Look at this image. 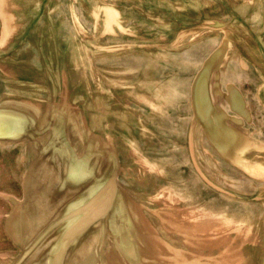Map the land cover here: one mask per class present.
Listing matches in <instances>:
<instances>
[{
  "label": "water",
  "instance_id": "water-1",
  "mask_svg": "<svg viewBox=\"0 0 264 264\" xmlns=\"http://www.w3.org/2000/svg\"><path fill=\"white\" fill-rule=\"evenodd\" d=\"M0 180L4 264H264V0H0Z\"/></svg>",
  "mask_w": 264,
  "mask_h": 264
},
{
  "label": "rangeland",
  "instance_id": "rangeland-1",
  "mask_svg": "<svg viewBox=\"0 0 264 264\" xmlns=\"http://www.w3.org/2000/svg\"><path fill=\"white\" fill-rule=\"evenodd\" d=\"M66 14H71L70 9L64 10V15H66ZM141 28H142V26L140 27V29ZM117 58L118 57L113 56V58L111 60L107 61V64L121 63L122 62L121 60H119L117 62V60H116ZM123 58H126L125 60H128V62H133L135 60H141V59H145V60L147 59L144 57L140 58V55H136V56L127 55V56H124ZM150 58H151L149 61L150 66H148V67L141 66V67L144 68V74H146V76H150L151 78H157L156 75L163 74V71H162L163 70L162 68L164 67L163 63L167 64V62H169L170 59H168V58H157V57H150ZM103 62H104L103 59L99 60L98 65H102ZM150 62H152L153 65H151ZM170 63H171V68H173L172 66H177V67L180 66V64L177 61H170ZM124 64H128V63H124ZM167 66H169V65H167ZM114 83H116V81H114ZM128 95H130V94L127 92L126 97H128ZM139 106H137L136 109L139 110ZM133 108H135V106H133ZM139 113H142V111L139 110ZM145 114L147 115V117L144 119L148 122H151L152 117L156 115V114L151 113L150 111H149V113H145ZM218 205L223 206V201H220L218 203ZM2 208H5L4 204L3 205L0 204V211H2ZM231 210L235 211V213H232L231 215L223 216L222 218L219 219L220 220L219 227L221 228V230L217 233V236H218L217 241H220L222 243H215L216 245L223 246V244L225 242H230V241H232L235 244L240 242V240L237 238L236 235L238 233V228H240L238 226V225H240L239 221L247 218L246 217L247 215L243 216L245 210H247V204L246 203H238V204L234 203L232 205ZM227 229L231 230V235L228 234ZM9 241L10 240L8 239V237L5 235V233L3 231V226L1 224V219H0V264L7 263L12 258L10 254L17 251V248L14 246V244L10 243ZM210 244L211 243H203V246L204 245H210ZM208 250H210V248H208ZM226 255L232 256V258H230V261H234V259L236 258L234 251L226 252ZM229 264H237V263L234 261V262L229 263ZM243 264H247L246 260H244Z\"/></svg>",
  "mask_w": 264,
  "mask_h": 264
}]
</instances>
